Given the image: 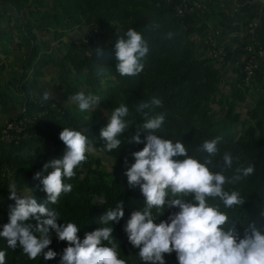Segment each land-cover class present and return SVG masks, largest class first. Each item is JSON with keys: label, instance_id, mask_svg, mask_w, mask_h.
<instances>
[{"label": "trees", "instance_id": "16d2710c", "mask_svg": "<svg viewBox=\"0 0 264 264\" xmlns=\"http://www.w3.org/2000/svg\"><path fill=\"white\" fill-rule=\"evenodd\" d=\"M185 1L0 0V26L14 20L18 39L15 44L12 33L2 37L0 51L6 55L16 47L22 53L19 68L13 73L14 82L7 90L2 88L0 93L4 107L11 104L20 110L19 115L9 118L0 130L9 124H21L22 128L20 132L9 131L10 142L0 141V231L9 222V205H14L9 199L10 184L14 183L22 194H33L38 201L46 199L42 185L33 176L42 171L46 162L62 157L65 145L59 134L63 128L84 131L99 147L102 144L98 139L100 130L107 125V122L102 124L103 120H108L111 111L123 103L130 109L129 118L135 119L123 134L122 143L125 144L120 150L106 154L115 159L114 163L106 156L89 154L86 162L75 169L76 176L66 181L73 185L72 192L62 195L59 203L51 207L60 214L58 224L73 222L78 225V236L82 241L86 233L103 227L98 223L99 217L123 200L125 215L119 223L112 222L113 239L119 258L127 264H143L137 255L138 249L129 242L125 227L131 213L145 207V197L139 187H129L125 172L135 162L132 154L142 150L144 145L126 143L123 139L130 141L136 132L135 125L144 122L142 114L136 115L137 105L155 96L162 100L163 106L152 110L150 115H165V123L157 133L162 138L183 142L189 155L202 161L203 154L197 151L199 146L206 140L223 136L218 145L217 164L222 162L220 157L225 152H230L233 157L240 158V164L255 166L253 175L236 185L225 186L226 190L239 191L244 205L226 209L218 200L210 199L208 203L218 204L220 210L232 218L225 228L235 226L238 240L250 234L248 224H255L264 234V94L256 106L249 109L248 120L235 111L237 102L245 99L240 85L246 77L243 69L246 64L238 66L236 62L249 56L245 48L251 39L249 36L244 38L237 48L225 45L226 56L221 63L204 56L215 48L207 44L200 54L196 42V37L211 29L209 24L213 26V36L218 32V39L230 31H242L243 20H248V24L253 22L248 9L251 2L245 1L248 7L237 14L223 7L220 0H206L205 13L197 17L189 11L194 0L188 1L189 7L185 6ZM178 8L184 13L179 14ZM129 28L142 33L150 51L143 61V72L134 77H123L115 68L118 61L114 46L118 34L123 35ZM0 31L9 33L10 29L0 28ZM168 33L173 34L171 39L167 38ZM97 48L103 50L102 55H97ZM49 64L59 70V85L55 92H60L61 99L55 96L41 103L34 93H39L35 91L37 79L44 76L41 67ZM230 65L242 81H226L228 70L225 67ZM31 71L34 72L31 75L33 83L27 82ZM102 71L106 75H97ZM253 78L254 89L264 91V66L260 65L254 71ZM20 83L31 88L21 99L15 92ZM223 85L230 86L229 94L223 91ZM78 91H90L101 97L93 112L81 113L76 104L68 103L69 97ZM174 159L183 160L184 157ZM103 160H107L108 165ZM101 196L105 202L96 203ZM186 200L191 202L192 197H186ZM178 211V208L165 209L161 214L153 209L155 222H170L169 216ZM51 239L49 249L58 254L52 260H45L43 256L30 260L19 244L16 249L8 248L5 238H0V250L7 251L6 264H60L68 242L60 241L54 230ZM165 261L166 264H178L174 252L165 254Z\"/></svg>", "mask_w": 264, "mask_h": 264}, {"label": "clouds", "instance_id": "9594fccd", "mask_svg": "<svg viewBox=\"0 0 264 264\" xmlns=\"http://www.w3.org/2000/svg\"><path fill=\"white\" fill-rule=\"evenodd\" d=\"M172 33L167 34L171 39ZM114 52L118 61L115 68L123 77H134L143 72V61L149 54L148 41L142 33L129 28L123 35L118 34ZM97 55L103 50L96 49ZM97 75H106L103 71ZM38 95L44 103L53 98L49 90ZM101 97L90 91H78L69 97L68 103H75L81 113L98 107ZM163 106L158 97H151L140 102L135 111L144 116L142 124H136L135 135L126 143L143 144L142 150L135 151V162L126 170L130 188L139 187L145 197V207L131 213L125 227L130 244L138 249L137 255L143 264H166L165 254H176L178 264H264V234L255 226L248 224L250 234L237 238L235 226L226 229L231 219L219 205H210L208 201L218 200L226 209L244 205L245 200L235 189L226 190V185L238 182L255 173V166L240 164V158L225 152L221 163H216L219 153L218 145L223 136L204 141L197 151L203 154V160L190 156L181 141L173 142L162 138L157 133L165 123L164 114L150 115L152 110ZM130 109L121 103L109 114L108 123L99 133L101 146H96L95 139H89L84 131L64 127L59 134L65 145L62 157L53 159L37 171L33 179L42 185L46 199L38 201L33 194H22L16 185L8 186L9 222L3 225L0 238L7 240L8 248L19 246L30 260L43 256L52 260L58 255L49 249L52 243L51 231L54 230L60 241H67L68 247L63 251L60 264H127L119 258L116 243L113 239L112 222L119 223L124 217V201L117 202L115 208L99 217L103 225L85 234L81 241L76 223L58 224L60 214L51 207L57 205L62 195L71 193L73 185L67 183L76 176L80 165L86 162L88 155L106 156L114 150H120L123 134L134 124ZM87 119V118H86ZM13 125L17 132L18 125ZM8 125V126H9ZM8 126L0 130V141L12 140ZM143 134V138H142ZM174 157H184L176 160ZM114 163V158L106 156ZM234 163L236 164L234 168ZM218 168V171H213ZM231 172V175L225 173ZM46 173V174H45ZM32 190V189H31ZM192 197L191 202L186 197ZM101 196L96 203H104ZM178 208L169 216L170 222H155L153 209L163 214L165 209ZM106 242V243H105ZM45 249H49L45 251ZM6 250H0V264H6Z\"/></svg>", "mask_w": 264, "mask_h": 264}, {"label": "rangeland", "instance_id": "374dc122", "mask_svg": "<svg viewBox=\"0 0 264 264\" xmlns=\"http://www.w3.org/2000/svg\"><path fill=\"white\" fill-rule=\"evenodd\" d=\"M189 0H186V7H189ZM223 4V7H225L227 10H230L232 12H236L237 14H239L238 12H240V9L242 8L241 5L247 6L246 3L241 4V2H238V0H220ZM207 3L206 0H194V2H192L191 4V8H190V12L195 13L197 17H201V15H203L205 13L204 10V4ZM258 4H262V6H264V0H259ZM187 10V9H186ZM179 14H181V12H178ZM244 14V13H243ZM245 15V14H244ZM4 18L1 17V20H3ZM242 31L236 32V31H230L228 34L224 35L223 37H220L218 39V32H215V36H213V26L211 24H209L210 28L208 32H206L204 35L200 36V37H196V42H197V50L198 52L201 54L202 51H204V47L207 44H210L213 48H215V51H210L205 53L204 56H206L205 58H207V56L209 58H214L217 59L220 63L223 62L225 56H226V52H225V45H229L231 44V46H233L234 48H237V46L241 45V41L244 38H248V36L252 33H254V36L256 37V42L257 43H261L263 46L262 48L264 49V38H262V34H264V32L261 30H259V26L258 23L256 21L251 22L250 24L252 25V28H250V24H248V20H243L242 21ZM15 21L11 20L10 22H4L0 28H4V29H10L9 33H5L0 31V39H2V37L6 36L7 34H11L13 35V40L14 43L17 44L18 43V39H16L15 36H17V31L15 29ZM254 28V29H253ZM259 31V32H258ZM234 38H236V42L234 44ZM258 38V39H257ZM4 40V39H2ZM57 42V41H56ZM55 42V44H56ZM87 42V40H86ZM247 42V39H246ZM16 47H14L12 50V53H7L6 55H4V53L2 51H0V93L2 91V88H10V85L12 84V82H14L13 79V73L18 70L19 68V64L22 60L21 56V52L19 51V49H15ZM255 48L258 50V47L255 46ZM1 49V48H0ZM15 50V53H14ZM206 52V51H205ZM203 56V57H204ZM7 57V58H6ZM243 60V57H241V62ZM233 61H237V59H233ZM262 66H264V59L261 61ZM236 65L239 66V62H236ZM43 69L44 72V76L40 77L39 79H37V88H36V92L42 93L44 90H49L51 93H53V98H55V96H57L59 99H61V96L58 95L55 92L56 86L59 85L58 80V75H59V70L56 66H54L53 64H49L47 66L43 65L41 67ZM225 70H228V75L226 78V81L228 83L231 82H235V81H242L243 79L239 76V73H237L236 71H234L233 67L227 66L225 67ZM34 72L31 71L29 77L27 78V82L33 83L34 82V77L31 76L33 75ZM241 78V79H240ZM55 80V81H54ZM254 80V78H253ZM252 79H244V82L240 85L243 94H244V102L238 101L236 104V112H241L242 115V119H246L248 120L249 117V109L251 111L252 108H254L259 100V97L262 96L264 94L263 89L261 90V88L259 89H254L255 83H252L253 81ZM24 84L20 83L18 89L16 88L15 92L18 96L19 99H21V96L23 97L24 94H26V92H28V90L31 91V88L29 86L27 87H23ZM48 86V88H47ZM7 90V89H6ZM223 91L227 94L230 93V86L225 87V85H223ZM65 92V91H63ZM254 95H251L252 93H254ZM62 99H64V95L62 94ZM255 97V98H254ZM75 104V103H74ZM245 106H247L248 108L245 109ZM20 113L19 107H17L16 109H14L12 107L11 104H9V106L4 107L3 104L0 101V127L2 125L5 124V122H8L9 118L14 117L16 118ZM104 118L107 117L106 114L103 115ZM108 123V120H103V125H105V123ZM105 165H108V161L107 160H103ZM108 171H110V168L107 169Z\"/></svg>", "mask_w": 264, "mask_h": 264}, {"label": "built area", "instance_id": "2783aa9c", "mask_svg": "<svg viewBox=\"0 0 264 264\" xmlns=\"http://www.w3.org/2000/svg\"><path fill=\"white\" fill-rule=\"evenodd\" d=\"M186 6V4H185ZM178 12H181V14H183V10L178 8ZM250 28H252V25L250 24ZM254 29V28H253ZM250 39H251V43L245 48V50L248 52L249 56H243V60L241 62L240 59V63L239 64H246V66L243 68L244 72L246 74V79H252L253 80V76H254V71L259 68L261 64V61L264 59V49L262 48V44H259L256 42V37L254 36V33H252V35H249ZM254 42V43H253ZM255 46L258 47V50L255 48ZM13 125H9L7 130H5L3 133L7 134V131H9L10 129H13ZM18 131H21V124L18 125L17 127Z\"/></svg>", "mask_w": 264, "mask_h": 264}, {"label": "crops", "instance_id": "0c3cea01", "mask_svg": "<svg viewBox=\"0 0 264 264\" xmlns=\"http://www.w3.org/2000/svg\"><path fill=\"white\" fill-rule=\"evenodd\" d=\"M245 1H247V0H238V2H241V4L246 3ZM258 1L259 0H250L249 2H251L250 3L251 5L249 7L244 6L245 4L241 5V7L242 8L248 7V9L250 10L249 13H250L251 17L253 18L252 21L253 22L256 21L258 23L259 30H261V32L262 31L264 32V6H262V4H258Z\"/></svg>", "mask_w": 264, "mask_h": 264}]
</instances>
